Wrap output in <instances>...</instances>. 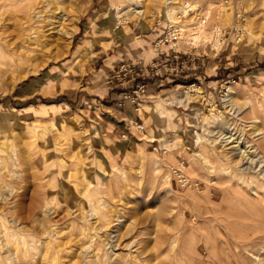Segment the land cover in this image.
Listing matches in <instances>:
<instances>
[{"label":"rangeland","instance_id":"1","mask_svg":"<svg viewBox=\"0 0 264 264\" xmlns=\"http://www.w3.org/2000/svg\"><path fill=\"white\" fill-rule=\"evenodd\" d=\"M119 1L62 0L70 14L79 13L76 30L96 20L92 36L106 43L84 50L73 36L57 60L44 63L42 54L10 72L0 68L7 156L0 229L17 238L8 244L0 235V264H264L263 190L252 193L254 181L264 182L263 139L255 133H264V0H184L199 6L186 13L176 6L184 28L173 37L167 6L139 0L148 20L120 22ZM224 11L232 14L230 27L220 19ZM208 14L206 31H223L218 50L193 45L194 19ZM159 26L164 41L152 45L151 57H123L116 73L96 75L100 49L125 32L147 35ZM141 82L148 88L138 103L156 96L169 114L149 138L116 129L114 102H103L107 108L84 98L102 89L132 103L125 97ZM228 87L239 105L231 112ZM207 117L219 120L205 132ZM230 136L246 151L244 164L233 157L238 151L222 148ZM152 137L157 142H148Z\"/></svg>","mask_w":264,"mask_h":264},{"label":"bare ground","instance_id":"2","mask_svg":"<svg viewBox=\"0 0 264 264\" xmlns=\"http://www.w3.org/2000/svg\"><path fill=\"white\" fill-rule=\"evenodd\" d=\"M154 1L152 3H156V6L158 8L167 6V18L170 23L171 29L169 36L172 37L177 36V34H175L177 33V29L184 28L178 26L181 24L179 22L180 12L186 13L187 10H193L194 7L198 5H193L191 1L188 2L184 0H160L159 3H157L156 0ZM140 2L141 1L139 0H120L119 4L116 6L117 16H119L120 22L148 20V11L146 10V7L143 6ZM176 6H179V8ZM177 8L178 10L180 9V12H178ZM223 13L224 14H222V18L220 17V19L227 26H232V14H228L226 11H224ZM4 17H7L6 20L4 19L5 21L2 19ZM78 17V12L70 14L69 9L64 6L62 0H4V2L2 0V2L0 3V24L2 23L0 25V68H2L3 70H8V72H10L13 67L17 69V66L21 67L23 65H27L28 63L36 62L37 60H39V57L42 54L44 63L49 62V60L51 59L57 60L61 58L66 53H68L67 50L73 41V36L76 30L75 21L78 19ZM209 19V14L207 16L197 15L194 19V23L196 25L194 27L197 28V32H195L194 35H191L192 40L194 41L193 45L197 46L203 43L204 45H211L215 50H218L220 47L219 39L222 37L223 31L220 26H216V29L214 31L208 33L206 31V25ZM248 23L252 24L253 22L248 21ZM187 27L189 28V26ZM179 43H182V40L180 38ZM53 48L56 49V53L52 52ZM53 53H55V55ZM189 88L191 90H198L195 85ZM234 95V89L232 87H228V92L224 96V102L229 112L234 110L235 107L239 106L238 103L233 99ZM218 120V117H207L203 122L204 131L206 132L209 129V126L215 122L217 123ZM255 133L258 137H260V139H263L264 147V133H262V131L259 129H256ZM201 139L202 135H199V141H201ZM162 141L163 143L165 142V146H170L164 138ZM239 141H237V139H232L230 136L226 138V141L224 143H222V148H227V154L235 153L236 151H238L239 153L233 154V157L236 156L237 161L244 164L245 160H248L249 158L248 156H246V151L242 150V148L240 147ZM4 152L5 149L3 145L0 144V166L3 165V167L5 166L7 160V156H2ZM5 168H2V170ZM186 181L187 183L185 184L187 185L190 182V179H187ZM254 183L257 186L252 191L253 196H256L260 190H263L262 194L264 197V182L261 183L262 186L258 185V181H254ZM246 196L248 197V195ZM260 204L263 203L260 202ZM88 217L91 218V216L89 215ZM2 229H0V235L5 236V238L2 239L3 236L2 238H0L2 240H5L6 243L9 244L10 240L13 238L15 239V237H12L10 239L9 236L11 235L9 232H7L8 229ZM7 233H9V236ZM16 239L14 241H16ZM16 245L18 246V244ZM24 246L27 245L25 244Z\"/></svg>","mask_w":264,"mask_h":264},{"label":"crops","instance_id":"3","mask_svg":"<svg viewBox=\"0 0 264 264\" xmlns=\"http://www.w3.org/2000/svg\"><path fill=\"white\" fill-rule=\"evenodd\" d=\"M161 26L158 27V29L154 30V32H149L147 35H135L130 34L129 32H125L121 39L114 44L112 48H108L107 50L100 49L99 54L102 55L99 60H101L102 65L98 69V76L101 77H107L109 73H116V67L121 62V58L126 57L127 59H133L134 54H140L142 57L147 58L151 57V49L152 45L156 44V46L159 45V43L163 42V33H161ZM99 28L98 22H93V20L87 23V25L82 28H78L74 34V36H79V38L82 39V41L79 43V45H83V49L86 50V46L90 43H96V44H103L106 43V39H101L99 37H93V33H95L96 29ZM79 29V31H78ZM165 38V37H164ZM157 42V43H156ZM122 47L121 49H117L115 51V48ZM80 47H78L75 51V55L79 52ZM112 51V52H110ZM115 51V52H114ZM156 51H158L156 49ZM95 75V76H96ZM94 78H91V80H95ZM172 82H175V80H170ZM162 83V82H161ZM156 96H144L139 100L138 104H132V103H124L121 101L123 98L122 95H119V93H110L107 90L98 89L97 91L93 92V94L85 95L84 98L88 101L94 102L96 104H101L103 107H110L105 106L103 102L110 103L114 102L115 106L119 107L120 110V116L121 118L117 120L118 122V128L121 129L125 128L126 130L122 132H126L128 136L130 135L132 138L136 137V133L134 132L133 128H136L137 133L143 134L145 138H149L151 135H156L158 130V122L162 119L163 115H166L167 112L163 110V108H160L156 101H154L153 98ZM68 97H64L61 99L68 100ZM119 102V103H118ZM124 103V106L123 104ZM55 104V103H52ZM122 104V105H121ZM58 107V105H51ZM69 106V105H68ZM70 107V106H69ZM165 108V107H164ZM171 110V109H170ZM169 115V114H167ZM143 125V131L138 129V126ZM156 127V128H155ZM127 136H125L126 138ZM148 142H157L155 138H150Z\"/></svg>","mask_w":264,"mask_h":264},{"label":"built area","instance_id":"4","mask_svg":"<svg viewBox=\"0 0 264 264\" xmlns=\"http://www.w3.org/2000/svg\"><path fill=\"white\" fill-rule=\"evenodd\" d=\"M131 72H132V70H131ZM137 76H138V74H137ZM136 88H137V91L135 92V95L131 96L130 98L125 97V100H130L133 104H138V97L139 96H137V95L139 92L145 93L147 88H148V84L145 82L137 83ZM138 129L143 131V126H138Z\"/></svg>","mask_w":264,"mask_h":264}]
</instances>
